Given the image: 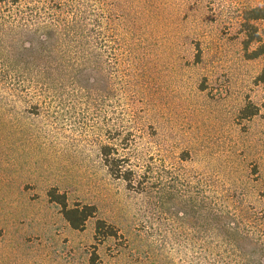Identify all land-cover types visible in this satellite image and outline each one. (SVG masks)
Returning a JSON list of instances; mask_svg holds the SVG:
<instances>
[{"label":"rangeland","instance_id":"obj_1","mask_svg":"<svg viewBox=\"0 0 264 264\" xmlns=\"http://www.w3.org/2000/svg\"><path fill=\"white\" fill-rule=\"evenodd\" d=\"M69 1L21 0L33 17L0 28L6 54L34 43L0 69L84 77L0 99V264H217L215 217L264 211V60L242 26L264 0H82L79 40L52 18ZM49 34L57 48L36 52ZM105 143L126 144L138 182L147 169L143 191L110 173ZM52 187L95 217L74 229ZM97 218L118 235L95 239Z\"/></svg>","mask_w":264,"mask_h":264},{"label":"trees","instance_id":"obj_2","mask_svg":"<svg viewBox=\"0 0 264 264\" xmlns=\"http://www.w3.org/2000/svg\"><path fill=\"white\" fill-rule=\"evenodd\" d=\"M21 3V0H0V28L5 29L7 19L22 20L25 18H32L33 15L27 13L24 10H17V6ZM52 15L54 17H52ZM51 17L56 20H60L63 23L71 25L73 32V38H82L86 29V17L87 9L84 6L82 0H71L65 6L59 7L56 14H52ZM264 20V7L256 6L247 10L243 16V30L245 32L244 49L248 58H262L264 60V38L260 34L256 21ZM11 21V20H10ZM7 20V22H10ZM16 21V20H14ZM8 25V24H7ZM9 30L6 28L4 32ZM11 32V31H10ZM37 33V32H36ZM69 34V33H68ZM42 36V35H41ZM70 36V34H69ZM53 35H45L43 41L40 40L41 45H38L36 52H48L51 51L49 46H45V42H49L50 46H57V41L53 42ZM61 35L59 34V38ZM14 39V38H13ZM71 38L61 39L62 42H67ZM19 40V39H17ZM16 40V41H17ZM3 40L0 38V63L4 65V62H23L24 55L28 57L27 50L34 48L32 40L28 41V46H24V53H16L14 55L6 54V46L2 44ZM26 42V41H25ZM78 42V41H77ZM21 46V40L18 42ZM64 44V43H60ZM254 46L252 47V45ZM49 49V50H48ZM53 57L47 55V59H57V55ZM61 58V57H59ZM27 59V58H26ZM33 61H41L45 57L39 56L35 59V56H31ZM26 63H33L27 61ZM7 65V64H6ZM81 81L84 78L82 73L68 74L67 72L59 70H9L0 69V99L8 98V96L31 95L32 89L50 88L55 83H64L67 79H75ZM256 82H264V67L256 77ZM258 112V107L252 103H249L242 110L243 117H249ZM124 138L123 140H125ZM124 142V141H123ZM124 146L126 144L122 143ZM124 146L105 143L101 146L102 159L109 169L110 173L126 181L127 186L130 189L143 191L145 189L144 179L148 177V171L145 169L143 173L144 179L137 181V172L132 164V160L127 152H124ZM49 196L52 201L59 204L61 211L68 221V223L74 229H83L89 218L95 217L97 208L95 205L89 204H76L69 206L65 193L59 192L58 188L52 187L49 190ZM217 225V237L220 244L218 246L217 264H222V260H227L226 264H264V211L260 214L254 212L252 216L239 219L235 212H230L225 215L220 214L215 217ZM118 228L111 223H108L105 219L97 218L95 225V239L102 241L105 238L117 236ZM221 255V256H220ZM222 255H225L222 256ZM97 257L96 252L92 261Z\"/></svg>","mask_w":264,"mask_h":264}]
</instances>
